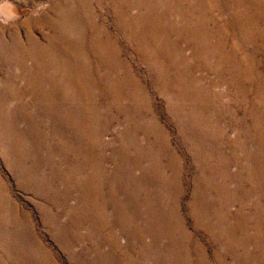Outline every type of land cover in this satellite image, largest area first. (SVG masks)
Listing matches in <instances>:
<instances>
[{
    "label": "rangeland",
    "instance_id": "1",
    "mask_svg": "<svg viewBox=\"0 0 264 264\" xmlns=\"http://www.w3.org/2000/svg\"><path fill=\"white\" fill-rule=\"evenodd\" d=\"M0 264H264V0H8Z\"/></svg>",
    "mask_w": 264,
    "mask_h": 264
},
{
    "label": "clouds",
    "instance_id": "2",
    "mask_svg": "<svg viewBox=\"0 0 264 264\" xmlns=\"http://www.w3.org/2000/svg\"><path fill=\"white\" fill-rule=\"evenodd\" d=\"M12 8L8 0H0V23H8L17 18Z\"/></svg>",
    "mask_w": 264,
    "mask_h": 264
},
{
    "label": "bare ground",
    "instance_id": "3",
    "mask_svg": "<svg viewBox=\"0 0 264 264\" xmlns=\"http://www.w3.org/2000/svg\"><path fill=\"white\" fill-rule=\"evenodd\" d=\"M14 9V8H13Z\"/></svg>",
    "mask_w": 264,
    "mask_h": 264
}]
</instances>
